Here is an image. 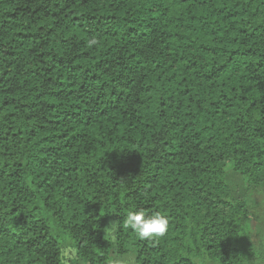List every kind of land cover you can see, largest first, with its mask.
<instances>
[{
  "label": "trees",
  "instance_id": "obj_1",
  "mask_svg": "<svg viewBox=\"0 0 264 264\" xmlns=\"http://www.w3.org/2000/svg\"><path fill=\"white\" fill-rule=\"evenodd\" d=\"M129 253L264 264V0H0V264Z\"/></svg>",
  "mask_w": 264,
  "mask_h": 264
},
{
  "label": "clouds",
  "instance_id": "obj_2",
  "mask_svg": "<svg viewBox=\"0 0 264 264\" xmlns=\"http://www.w3.org/2000/svg\"><path fill=\"white\" fill-rule=\"evenodd\" d=\"M169 226V217L162 211L147 212L132 205L124 213L123 227L131 230L140 239L162 237L168 232ZM72 240L71 234L62 237V243L65 244H71ZM115 264H124V262L117 260Z\"/></svg>",
  "mask_w": 264,
  "mask_h": 264
},
{
  "label": "rangeland",
  "instance_id": "obj_3",
  "mask_svg": "<svg viewBox=\"0 0 264 264\" xmlns=\"http://www.w3.org/2000/svg\"><path fill=\"white\" fill-rule=\"evenodd\" d=\"M226 180L228 184L230 185L232 189V193L234 196L243 194L245 191V181L238 173L234 172L230 165H227L226 167ZM115 226L116 222L115 220L111 219L108 221V225L106 229L104 230V236L111 241H114L115 239ZM117 260H121L124 262V264H137L135 262V256L133 253H129L127 255H114L112 263L115 264Z\"/></svg>",
  "mask_w": 264,
  "mask_h": 264
}]
</instances>
